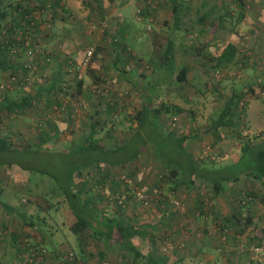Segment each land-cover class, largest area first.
I'll return each mask as SVG.
<instances>
[{"label": "crops", "instance_id": "crops-1", "mask_svg": "<svg viewBox=\"0 0 264 264\" xmlns=\"http://www.w3.org/2000/svg\"><path fill=\"white\" fill-rule=\"evenodd\" d=\"M38 1L43 2L44 0ZM60 1L65 9V13L59 10L55 15L58 16L59 21L65 20L68 23L67 25L62 23L59 28L62 32L61 34H64V44L66 48L69 49L64 51L65 53L68 52L66 54L70 57L67 58V62L69 63L73 61L71 58L75 54V51L81 48V46L72 43L75 36H86L85 34L91 32V29L83 32L77 31L75 30V26L71 23L74 22L76 18L80 23L89 22V13L91 10L88 12V9L81 4L83 0ZM96 1H98L103 8L100 15L96 14V16H98L97 19H95L96 21L100 20L102 26L104 24L109 25L108 31L110 34H116V32L122 30L124 40L130 38L135 42H139L141 33L139 29L133 28L131 23L141 21L145 23V20L140 19L135 12V10L139 8L138 5L142 4L143 0ZM179 1L186 4L188 8V14L183 17L184 25L181 26L191 29H187L178 40L181 33L171 28V15L169 17L165 14V17L169 20L167 26H165V18L163 17L161 19L162 23L158 24L154 31H152V33L155 32L156 35L162 39H167L168 37L173 38L171 52L172 71H170V67L169 69L167 68L168 57H165L166 61H164L163 59L159 60L161 58L155 56L156 62L155 60L152 62L156 64L155 67H151V64L147 63V59L151 53L155 51V47L152 46V41L148 40L152 36L151 33L147 34L146 32H142L145 36L144 43L148 41V46L141 45L140 48L145 47L147 50H141L135 45L128 46L126 49L121 47L115 48L111 46V44L105 46L102 41L103 37L101 40L99 37L97 40L100 41L93 45V50L96 54V63L92 64L93 73L86 74L87 76H84V82L82 83L83 92L86 90L90 92V95L87 94L88 91L85 92L82 97L84 98L86 95L91 96L87 99H91L92 102L110 101L111 103L116 100V102H121L122 107L128 106V102H133L136 106L134 115H122L119 117V127L116 125L118 128L116 132L112 131V134L110 133L111 135H104L102 134V130L97 131L96 134L102 135H97V138H95L102 147L107 150H112L124 146L126 141L131 139L137 132V128L141 125L144 132L152 127L153 134L156 136L160 135L166 138V134L170 132L172 136L169 138V141H165L166 144L163 145V152L169 149V151L175 152V157L172 158V160L165 161V159L160 158L155 153V150H153L154 147L144 150L141 144L139 148H136L138 154H133L131 161H127L124 165L128 167L126 172L129 173L131 177L126 182L136 190H130L127 185L121 186V181L117 180L112 181L111 185H109L110 189L115 187L114 193H89L88 197L93 202L94 199L101 201L99 203L94 202V204L98 206L97 208L102 212L126 216L131 219L132 223L141 224L144 221H148L147 223L152 224L154 233H159L161 237L165 236L163 243L160 242L163 240L158 241V243L155 242L154 246L157 248L156 252L159 251L161 255H164L166 258L172 257L170 259L176 261L177 264H231V256L229 255H231V247L235 245V242L232 240L233 245L231 246L229 231L226 232V228L231 230L233 226L232 220L228 223L224 222L225 218H227V212L231 208V215L233 212L236 214L240 213V215L247 213L251 216L252 220L255 218L258 219V217L253 216L254 213L252 214L249 204H245L243 206L244 208L240 207L241 205H237V193H223L221 190L216 191L210 183L202 178H192L193 175L191 173L193 170L191 167L193 164H195V166L205 165L206 162L208 165H211V163L214 162L213 153L215 155H217V153L218 155H223L219 157L218 161H223L228 156H230L231 160V155L233 154L226 152L230 149L237 150L238 147L240 148L241 137H239V135L246 134L244 131H241V129H238L240 127L236 125L237 122L244 125L247 133L249 132L247 128L250 124L256 127L257 133H261L264 130V96L262 91L258 90L259 88L257 87L264 84V0H242L244 7L243 17L233 25L232 31L231 22H233L236 14V0H221L228 4L231 9V16L223 19V26H217V28H213L212 30L209 25L213 16H216V11L215 14L211 15V18L207 19V24H195L192 23L194 19L193 11L199 7L201 0ZM207 1L211 4L212 1L219 2L220 0ZM92 2L95 3L94 1ZM91 6H96V4H91ZM79 7L81 8L79 9L80 12L83 8L86 9V11L82 14H77V9ZM130 8L133 10V17L127 18V16H124V9L128 10ZM164 8L170 13L167 4L164 5ZM108 9H110L109 12ZM151 12L155 14L153 22L157 21L156 18H159L160 15L159 9L152 10ZM65 14H70L68 19H66ZM54 20L56 19L54 18ZM108 21H111V23L107 24ZM99 33L101 34L100 31ZM241 33L244 36L246 56L241 76H234L233 78V76L229 77V73H227V69L230 68V66H228V64L218 67L215 66L212 56H216L226 44L236 45ZM53 36L56 37L57 35L55 34ZM191 37L192 39L196 38L197 42L203 43L204 47L199 52V54H202L201 56L198 55V57H193V52L191 51L193 47L190 46L191 40H188ZM66 38L70 41L69 43ZM182 38L186 42H184ZM122 50L130 53L133 57L129 59ZM56 54H58V51ZM56 54L54 55L56 56ZM115 54H119L120 63H114ZM63 60L65 61L66 59L55 58L53 64L54 78L57 80L61 79L62 85H64L63 80H65L64 82L66 84L68 83L71 76L70 74H72L75 69L74 68L71 72L62 71L61 64H63ZM108 61L111 62V67H109ZM52 62L51 60L50 64H52ZM181 67H184V79L177 80L175 75ZM232 67L234 68L233 65ZM217 69L222 72L221 74H226L223 76L224 78L222 77V79L216 81L217 83H214L216 78L213 77V74L219 71ZM159 72L162 73L160 78L157 77ZM148 79L151 81V88L149 91L147 88L142 87L144 81L147 82ZM249 85H252V92L247 90L249 89ZM96 88L99 90H97L98 93L93 92ZM232 92L237 96V106H239L237 111H240L238 115H236L237 112L232 115L230 126L219 128V132L217 133L221 135V138H217L215 132H205V129L208 128L211 118H214L219 113L224 99L230 96ZM255 92H257V94H255ZM57 97L60 98L61 96ZM78 98L81 97L78 96ZM148 100L151 102L152 106H156L160 102L166 105H176L181 108V112L174 116H170L167 112H161L156 116H152L151 121L139 122L136 116L137 112L142 108L143 103ZM193 104L194 107H190ZM121 111H123V109H121ZM253 114H255L256 117L260 115V119L258 120L255 118ZM99 116L101 117V115ZM114 117L118 118L116 113H114ZM253 118L256 120L251 122ZM201 129L204 132H198ZM237 132L241 134L238 135ZM184 134H188V138L182 144H178L176 139L181 138ZM117 139H120V141ZM226 139H228L231 148H229L227 144L225 147H222L223 143L227 141ZM167 144L170 145L167 146ZM209 154L212 155L208 156ZM191 156L194 159H192ZM182 163H184L190 173L186 180L180 179L179 169L182 167ZM169 169H174L177 174V177L170 180V183L173 182L174 185H176L172 191L170 190V184L163 182L164 175L162 176V174L166 173ZM102 174L100 173L99 176ZM103 177H105V179L102 182H108V176L104 175ZM10 178H12L11 172L7 171L5 168H1L0 183L6 184L7 181H11ZM96 179L99 178L96 177ZM187 181H191V183L187 184ZM113 182H115V184H113ZM229 185L231 186V183H229ZM160 189L166 192L165 194L168 196L164 201H159L158 203L160 204L151 206L152 203L148 200L140 199L141 196H146L148 193L152 195V193ZM143 193L145 195H143ZM229 194L231 195L230 205L225 199V197L229 198ZM134 195H136V197H134ZM175 195L183 199L184 204H186L185 207L187 208L186 215L188 217L181 223L174 218L173 212L175 209L170 203V200H172ZM112 198L117 199V201L111 209L107 201ZM168 203H170V205H168ZM259 205L262 206L261 204ZM0 206H2L1 208L4 210L0 211V264H24L30 252L22 248L21 241L26 238L27 242L43 245L46 237L41 233L34 234V232L23 223H14L12 217L9 219L6 218L7 209L10 210L9 204L3 202L2 204L0 203ZM262 208L264 207L262 206ZM60 215L61 214H59V216ZM60 224H63L62 221ZM64 224L66 225V222ZM67 225L65 230L66 233L58 231L59 228H57L55 232H51L50 236L54 240L52 246L56 248L51 251L52 253L50 255L47 257L45 256V259H42V264H62V262L66 260V253H64L65 248L71 249L73 251L72 253L76 255V259L78 258L75 264H120L117 248L105 250L103 255L99 258L97 251L92 252L86 248L89 245H94L98 248L101 246V241L94 240L90 235V231H86L83 237L73 233V236L71 235L70 237L68 232L69 227ZM248 229L249 227H246L242 233ZM261 229L264 230V225H260L258 230ZM58 232L61 235H59ZM242 233H235V238L237 239L238 235L242 236ZM254 237L255 233L248 234L247 240L254 242L252 241ZM258 243L257 245H261L258 246L259 249H261V247L264 248V235ZM73 245H77V250L72 248ZM57 247H60V249ZM169 249L172 250L171 253L173 256L168 253ZM263 251L262 249V254H264ZM87 253H92V256H87ZM79 254L80 256H77ZM237 257L239 259L235 262L233 261L234 263L252 264L250 258L253 257V255L250 250L247 251L245 249V252ZM170 259H168V264L171 263V261H169ZM257 263L264 264V257L257 259L253 264Z\"/></svg>", "mask_w": 264, "mask_h": 264}, {"label": "rangeland", "instance_id": "rangeland-1", "mask_svg": "<svg viewBox=\"0 0 264 264\" xmlns=\"http://www.w3.org/2000/svg\"><path fill=\"white\" fill-rule=\"evenodd\" d=\"M8 1L14 0H0L1 4L4 6ZM32 1L36 2L37 4L41 3L38 0H28V6H32ZM155 1V9H159L160 14L159 18H156L157 21L153 22L152 19V23L150 24L147 23L148 21L145 23L142 21L131 23V26L133 28L137 30L139 29L141 37L139 38V42H135L132 39L126 40L127 43L135 45L141 50H147V48L145 47L140 48L141 45L148 46V41L147 43H144L145 36L142 32L150 34L152 31H154L158 24L162 23L161 19L163 17L166 21L165 26H167V22H169V20L165 17V14L170 17V13L166 8H164V5L167 4V0ZM141 5L142 4H139L138 6L140 7ZM79 9L81 8L79 7L77 9V14H82L84 13V11H86V9L83 8V10L80 12ZM109 10L110 9H108V12ZM132 12L133 10L131 8L128 10L124 9V16H127V18H132ZM44 15L45 17H48V19L50 18V16H47L49 15V12H46ZM69 15L70 14H65L66 19L69 18ZM97 17L98 16H96L94 12L90 11L89 22L80 23L76 20V18L75 21L71 23L73 26H75V30L77 31L79 30L83 32L85 30L91 29L90 33L85 34L86 36H75L72 43L81 46V48L80 50L75 51V54L71 59L78 60L82 56L83 50L85 48L97 44L102 39L103 36H101V34L99 33L102 27V22L100 21V24H98L95 20L97 19ZM55 19L56 20L52 22L47 21L49 22L48 25H44V27H42L44 46L48 51V54H50L53 58L55 56L54 54H56L57 51L59 54H62V58H70L69 55L66 54L68 52H64L69 49H67L64 44V34H61L62 32L59 28L62 23L66 25L68 23L65 20L59 21L58 16H56ZM109 23H111V21L107 22V24ZM4 32L2 31L0 33V40H3L6 34L14 35L15 28L10 32ZM55 34L57 35L56 37L53 36ZM98 38L100 40L97 41ZM103 39V45L108 46V38L103 37ZM66 40L68 43L70 42L67 38ZM26 62H28V57L24 52H22L19 56L12 59L11 63L15 66L16 70H13L11 68L0 70V98L5 95L8 96L9 99H13V101H18V99L25 93L34 92V86L19 85V80H16L17 78H19L18 70ZM108 63L109 67H111V62L108 61ZM53 64L54 61L52 62V64L49 63L46 66H42L45 75L44 78L40 80L41 83H46L55 77V75L53 74ZM161 74L162 73L159 72L157 74V77L160 78ZM150 82L151 81H149V79L147 82L144 81L142 87L147 88V90L149 91L151 88ZM80 100L82 99L80 98L79 101ZM80 102L73 103L75 105L73 116H70L68 118L66 113L63 115L61 114V112L65 110V106L67 105V103H69L68 97L65 98L60 103V105H58V107L62 108L63 110H59L57 109V107L55 108V103L52 100H41V102L34 103L32 107H27L22 112L12 111L9 113L4 108H0V136L6 138L11 143V149L0 151V169L5 168L7 171H10L12 177L10 178V182L7 181L6 184L0 183V203L2 204L4 202L6 204H9L10 208L12 207V209L23 212L25 215V220L32 222V228L37 230L36 233L44 234L46 240L43 242L42 246L46 249L44 252L46 257L52 253L51 251L53 249L56 248L55 246H52L54 244V240L50 236L51 232H55L57 228H59L58 231L66 233V225L64 224L66 218L64 217V215L65 210L67 209V205L63 199V191L66 188V183L69 182L68 173L70 172V170H72L78 164H88L87 167L80 169L81 173L79 174L83 177V179H87L88 183H90L89 180L96 179V177H98L100 173H104L105 169L108 170V182H103V185L101 187L97 186L99 191L93 190L92 193H114L110 191L111 189L109 185H111V181L117 180L121 181V186L127 185L129 186L130 190L135 191L136 189L134 187H131L128 182H126L131 178L130 174H128L126 170H122L119 166H116L114 163H112V165H106V160H109V163H111L112 161L123 160L130 162L132 159V155L138 154L136 148H139L141 144H143V142L144 150L154 147L153 150H155V153L160 158L165 159V161L172 160V158L175 157V152L169 151V149H166L163 152V145L166 144L165 141L170 140L169 138L171 137V135H166V138L160 135L156 136L153 134L152 127L144 132L141 125L137 128V132L131 137V139L127 140L124 146L113 149L115 150L114 152H112L113 150L107 151V149L102 147L101 145L100 149H97L94 146L92 147L91 145V148L87 150L85 149V151L83 152H75L74 149L78 148V146L83 143L82 141H79L80 135L88 130V127L86 126V123L89 122L88 114H91L94 111L95 107H101L102 105V102L95 101L82 106ZM117 102L116 100H114L111 103L114 104V107H116L115 113L117 114L118 118H109L107 122L102 124V134H104V131L106 130L111 134L112 131L116 132V130L118 129V121L120 120L119 117H121L122 115H134V112H136L135 103L128 102V106L122 107L121 102H118V108ZM107 103H110V101H108ZM94 104L95 107L93 108ZM190 107L193 108L194 104ZM121 109H123V111H121ZM145 117L146 113L143 112V120L141 121L142 123L144 122ZM254 117L258 120L260 119V115H257V117L255 115ZM255 118H253L251 122H254L256 120ZM149 120H152V116L147 119V121ZM60 122L61 124H59V126L61 127L62 132L57 131L54 134L52 132L50 133L49 125L53 126L54 124ZM63 122H67L69 126L67 125L65 128ZM109 124H112L111 128L109 127ZM71 129L72 131H70ZM247 129L249 132L247 133L246 129H244L246 137L244 136L241 138L240 148L238 147L237 150L230 149L228 152H226L233 154L231 155V160L230 156H228L227 158L229 159L226 158L223 161H218L219 157L223 155H218V153L217 155H215L213 153L214 162L211 163V165H208L206 162L205 165L207 166L200 165L195 168V172H192L194 173L193 175L195 178H197L198 176H206L208 178L213 177L217 179V182L221 188L220 190L223 193H237V196L242 199L243 203V205H241V202H237V205H241L240 207H243L245 204H249V208L251 209L252 214L254 213L253 216H257L259 219H251V223L248 225L249 229L244 233L242 232L245 229L235 228L234 230H230L226 228V232L229 231V236L231 237V246L233 245L232 240H234L235 242V245L231 247V255H229L231 256V264H237L234 263L239 259L237 256L243 254L245 252V249L249 251V246L251 244H255L254 242L247 240L248 234L258 233L260 225H264V208H262V206H260L255 199L249 201L246 194L250 190H253L256 193H258L260 190V184L258 182L251 181L246 174L255 164L254 156L256 151L258 149L264 150V130L261 133H257L256 127H254L252 124H250ZM110 133L109 135H111ZM40 134H42V136ZM102 134H96L95 137L97 138V135ZM226 140L227 141L223 143L222 147H225V145L227 144L229 148H231L228 143V139ZM118 141H120V139ZM247 142L250 145H247L248 147L242 149V146L246 145L244 143ZM169 145L170 144H167V146ZM103 151H107V153L105 154ZM210 155L212 154H209L208 156ZM179 170L180 179L186 180L190 173L187 167H185L184 163H182V167ZM163 175L164 173L162 174V176ZM232 176H238V179L236 181H232ZM229 183H231V186L229 185ZM113 184H115V182H113ZM157 191L155 193H152L153 196L149 195L150 193H148L146 196H141L140 199L148 200L152 203L151 206H156L160 204L158 203L159 201H164L168 197L167 194H165L166 192L161 191V189L158 192ZM143 195L145 194L143 193ZM134 197H136V195H134ZM225 199L230 205L231 195L229 196V198L225 197ZM172 200H178L184 208L182 212H178L176 210L173 212L176 221L181 223L188 217L186 215V204H184L183 199H181V197H179L178 195H175ZM116 201L117 199L115 198L107 201V204H109V208L111 206L112 209ZM94 202L99 203L101 201L94 199ZM168 205H170V203H168ZM1 207L2 206H0V211H4ZM59 214L61 215L59 216ZM230 214L231 208L227 212V217H230ZM238 214L240 215V213ZM246 214L247 213H244V215ZM244 215H240V218H243ZM11 217L14 223H22L21 219L23 220V217L20 218L16 212H13L11 209H7L6 218L9 219ZM61 221L64 225L60 224ZM253 225L255 226V228H252ZM68 232L70 234V237L71 235L73 236L70 231ZM235 233H242V236L238 235L237 240L235 238ZM59 235L61 234L59 233ZM57 248L60 249V247ZM72 248L77 250V245H73ZM86 249L92 252L98 250V248L94 245H89ZM69 251L73 252L69 248L64 249V253L66 254ZM30 254H32V252H30ZM30 254L27 256L30 257ZM251 254L253 255L252 252ZM26 262L28 264V260H26Z\"/></svg>", "mask_w": 264, "mask_h": 264}, {"label": "trees", "instance_id": "trees-1", "mask_svg": "<svg viewBox=\"0 0 264 264\" xmlns=\"http://www.w3.org/2000/svg\"><path fill=\"white\" fill-rule=\"evenodd\" d=\"M44 1H43L44 3L41 2L38 4L32 1L31 3L32 6H28V0L8 1L6 2L5 6L2 5L0 2V33L2 31L10 32L14 28L16 30L17 27H21L22 25L21 20H22L23 15L29 12L31 9L38 8V9H43V12L45 11V13L49 12V15H50V18L48 19L49 22L54 21V18H56L55 16H57L55 15L57 11L61 10L62 13H65V9L63 5L61 4L60 0H44ZM92 1H94L95 3H93ZM236 1H237V3L235 4L236 14H235L233 22H231V31L233 30V25L236 24V22L241 20L243 17V9H244L243 1L242 0H236ZM212 2L211 4H209L207 0H201L199 7L193 11L194 19L192 23L205 25L207 24V19L211 18V15L215 14V11H216L217 13L215 14L216 16L215 17L213 16V18L211 19V22L209 21L210 29L212 30L213 28H217V26L218 27L223 26V23H224L223 19H226L229 16H231V13H230L231 9L229 8L228 4L225 3L224 1L220 0L219 2H213V3ZM97 3L98 1L96 0H85V2L84 0L81 1V4L84 7H86L88 11L91 10L92 12H95V14L100 15V12H102L103 8L101 7L99 3L98 4ZM91 4H96V6H91ZM155 4H156L155 0H143L142 5L135 10L137 16L140 19L145 20V22L148 21L147 22L148 24L152 23V19L154 20V12H151V11L156 10ZM167 4L169 6L171 20H172L171 28L181 33V35H179V38H178L179 40L187 29H191L189 27L188 28L182 27L184 25L183 17L188 14L187 12L188 8L186 4H184L182 1H179V0H167ZM165 22L166 21H164V23ZM97 23L100 24V20L97 21ZM108 26L109 25H103L100 29V32H101V36L108 38L107 41L109 44H111V46L115 48L121 47L124 49H126L128 46H131V44L126 42V40L130 38H127L126 40H124L122 30H120V32H116V34H113V33L110 34L108 31V28H109ZM151 35H152L151 38L148 40L152 41V46L155 47V51L151 53V55L147 59V63L151 64V67H155L156 64L152 63L155 60V56L160 57L161 59L159 60L163 59L164 61H166L165 57H168L169 60L167 63V68L169 69L170 67V71H172V53L171 52H172L173 38L168 37L167 39H162L161 37H158L155 32L153 33L151 32ZM238 38H239V41L237 42L236 45L226 44L224 48L216 56H212V59L215 62V66L218 67V66H222L226 64L230 66V68L227 69V73H229V77L233 76V78L234 76L235 77H239V75L241 76L242 70H243V63H244V59L246 56L243 34L241 33ZM188 40H191L190 46L193 47L191 50L193 52V57L194 56L198 57V55L201 56L202 54L201 53L199 54V52L204 47L203 43L197 42L196 38L192 39V37L189 38ZM86 49H91V54L89 55V58L87 59L85 63V67H84L83 73L80 78H77L76 74L72 72V74H70L71 76L67 84L64 82L65 80H63L64 85H62L61 79L57 80L56 78H53L46 83H33L30 86L35 87L34 92L25 93L23 96H21L18 99V101H13V99H9L8 96L3 95V97L0 98V108H4L9 113L12 111L22 112L27 107H32L34 103L41 102V100H46V101L52 100L55 103V106H54L55 108L57 107V109L63 110L62 108L58 107V105H60V103L65 98L68 97L69 103H67V105L65 106V110H63L61 114L63 115L66 113L67 118L70 116H73V111H74V106H75L73 103L81 101L80 103L82 104V106H85L92 102L91 99H87L88 97H91V96H88L90 95V92L88 90L83 92L82 83L84 82L83 80L84 76H87L86 74L93 73L92 64L96 63V58H95L96 54L94 53L93 46L91 47L89 46L85 48L83 50L82 56L78 60H73L72 62L68 63L66 59L65 61L63 60V64H61L62 71H66V72L73 71V69L76 68L79 65V63H81V61L83 60ZM122 52L126 53V55L125 54L124 55L128 56L129 59L133 57L130 53L125 52L124 50H122ZM118 55L119 54H115L114 56L115 64L120 63L121 61ZM55 58L56 59L62 58L61 54L59 53L56 54ZM55 58L51 57V60L54 61ZM133 60L135 61L134 58ZM11 62L12 61H11L10 56H8L7 53L3 49H0V70L6 69V68H11L13 70H16L15 66ZM232 65L234 66V68L232 67ZM18 71L20 73L21 70H18ZM22 72L24 74L25 71L23 70ZM219 72L220 70L217 73L214 72L213 74V77L216 78L214 83L218 81L219 79H222V77L225 76L226 74V73L221 74L222 72L220 73ZM175 78L177 80L184 79V67H181V69L178 70V72L175 75ZM248 87L249 89L247 90L249 92H252L253 90L252 85H249ZM257 87L259 88L258 90L262 91V94L264 96V84L261 86H257ZM94 90L93 92H96V93H98L99 91L97 88L95 91ZM87 91H88L87 93L88 95H86V97L83 98L82 95L85 94V92ZM92 94H95V93H92ZM255 94H257V92H255ZM57 96H61L62 98L61 97L58 98ZM78 96H80L82 100L79 101L80 98L78 99ZM236 97L237 96L234 94V92H232L230 96L224 99L219 113L214 118H211L209 126L207 129H205V132L207 131H210L212 133L215 132V134H217V138H221V135L217 133L219 132L218 131L219 128L230 126L232 115H234L236 112H237L236 115H238L240 111V110L237 111V108H239V106H237ZM151 106L152 104L149 100L143 103L142 108L139 109L136 115L137 120H139V122L143 120L142 119L143 112L146 113V117L144 121H147L150 115L156 116L157 114L161 112L163 113L167 112L170 116L178 115L181 112V108L173 104L166 105L160 102L156 106H152V107ZM94 107H95V104L93 108ZM115 111H116V107H114V104L107 103L104 101L102 102L101 107H95L94 111L91 114H88L89 122H87V125H86L88 127V131L83 132L80 135V140L78 139L79 141H82L83 143L80 146H78V148H75L74 151L83 152L85 151V149L87 150L91 148V145L92 147L94 146L95 148L100 149L101 144L98 142V140H96L95 135L97 131L102 129L101 128L102 124L107 122L109 118L111 119L114 118ZM99 115H101V117ZM63 123H64L65 128L67 125L69 126L67 122H63ZM59 124H61V122L56 123L54 125L51 124L53 126L49 125L50 133L52 132L54 134L57 131L62 132ZM236 125L240 127L238 129H241V131H244V129H246L244 128V125H241V123L239 122H237ZM109 127L111 128L112 124H109ZM202 131L203 130L201 129L198 132L201 133ZM109 133L110 132H108L107 130L104 131V135H109ZM237 134L239 135L241 133L237 132ZM40 135L42 136V134ZM166 135L169 136L171 135V133L168 132ZM188 136H189L188 134L187 135L184 134L181 138H177L176 140L178 144H182L188 138ZM244 136L246 137V135H243V134L239 135V137L241 138ZM241 138H240V141H241ZM244 144L246 145L242 146V149H245L246 147H248L247 145H250L248 144V142ZM9 149H11V143L6 138L0 136V151H5ZM112 150H107V151H112ZM107 151H103V152L106 154ZM114 151L115 150H113L112 152ZM254 161H255L254 166L248 171L246 175L249 177L251 181L258 182L260 184V190L258 193L254 192L253 190L248 191V193H246L247 199L249 201L250 200L252 201V199H255L259 204H261L264 207V150L258 149L256 151L255 156H254ZM106 162H107L106 165H109V164L112 165V163H114L115 165H119L123 170L127 171L128 169V167L124 166L125 163H127V161L125 160L112 161L111 163H109V160H106ZM87 165L88 164H84V163L78 164L76 167L70 170V172L68 173L69 182L66 183V186H65L66 188L63 191V199L67 205V209L65 210L64 217L66 218L65 222H66V225L68 224L67 226L69 227V231L81 237L85 235L86 231H90V235L94 240L101 241V246L98 247V250H97L99 258L103 255V252L105 250H108L110 248H117L120 264H168V259L172 257L166 258L164 255H161L159 251L156 252L157 248L154 246L155 242L158 243V241L163 240L165 236L161 237L159 233L157 232L154 233L152 230L153 229L152 224L147 223L148 221H144L141 224H138L135 222L132 223L131 219L127 218L126 216L102 212L101 210L97 208L98 206H96L94 202L90 200V198L88 197V194L92 193L93 190L99 191L97 186L101 187L103 185L102 181L105 179V177L103 176L104 175L108 176V170L105 169L104 174H102L103 176L102 175H100L101 177L98 176L99 179L89 180L90 183H88L87 179H83V177L79 175L81 173L80 169L87 167ZM197 167L198 166H195V164H193L191 168L195 172V168ZM191 174L193 175L194 173H191ZM175 177H177V174L174 169H169L167 170L166 173H164L163 182H167L168 184H170L171 191L174 190L176 185H174L173 182L170 183V180L174 179ZM192 178H195L194 175L192 176ZM197 178H202L206 182L210 183L211 186L216 191L221 189L217 182V179L213 177L208 178L206 176H198ZM237 179H238V176H232L231 178L232 181H236ZM190 183L191 181H189L187 184H190ZM111 191L115 192L114 188H111ZM0 193H1V187H0ZM237 201L242 203V199L239 196H237ZM241 205H243V203ZM10 209L13 212H16L20 218L23 217V220L21 219L22 223L28 226L32 230V232H34V234H39V233H36L37 231L36 229L32 228V222L25 220V215L23 212L16 210V209H12V207ZM231 220L233 223L232 224L233 226L231 227V229L233 230L235 228L245 229L251 223V216H249V214H246L244 215L243 218H240V215L238 213L236 214L235 212H233L232 215L230 214V217L225 218L224 222L228 223ZM252 228H255V226L253 225ZM263 235H264L263 229L259 230L258 233H255V237L252 240L254 241L255 244H251L249 246L250 252H252L254 255V257H251L252 264L257 259L264 257V254H259L252 249L253 247L261 246L257 244L260 241V239L263 237ZM160 242L163 243L164 240ZM21 243H22V248L25 251L29 250V252H32V254L30 255H32L33 258L35 256H39L40 260L38 261L39 263L42 264V259H45L44 252L46 250L42 246V244H37V243L32 244L30 242H27L26 238L23 239ZM262 249L264 250L263 247H261V250ZM171 252L172 250L169 249L168 253H170V255L173 256ZM70 253H71L70 259L67 258L66 256L65 258L66 260H64L62 264H75L76 263V260L78 258L76 259V255L73 254L72 252ZM77 256H80V254ZM87 256L91 257L92 253H87ZM169 261H171L170 264H177L176 261L174 260L172 261L170 259Z\"/></svg>", "mask_w": 264, "mask_h": 264}, {"label": "built area", "instance_id": "built-area-1", "mask_svg": "<svg viewBox=\"0 0 264 264\" xmlns=\"http://www.w3.org/2000/svg\"><path fill=\"white\" fill-rule=\"evenodd\" d=\"M45 11L43 9H31L29 12L25 13L22 17L21 27H17L14 35H6L3 40H0V49H3L8 56H10L11 61L13 58L19 56L22 52L28 57V62L22 65L19 69L18 81L19 85L30 86L33 83H41V79L44 78V72L42 66H46L51 61V55L48 54L44 46L42 27L48 25V17H45ZM50 16V15H47ZM42 19V20H40ZM91 54V49H86L83 60L75 68L74 73L77 78H80L87 59ZM25 71L24 74L22 71ZM172 207H174L178 212L184 210L182 204L178 200L170 201ZM255 252L262 254V250L258 247L252 248ZM34 253V252H33ZM67 258L70 259L71 253H67ZM28 264H41L39 256L32 255L28 257ZM24 264H27L25 262Z\"/></svg>", "mask_w": 264, "mask_h": 264}]
</instances>
